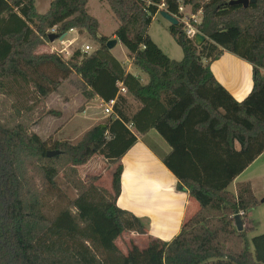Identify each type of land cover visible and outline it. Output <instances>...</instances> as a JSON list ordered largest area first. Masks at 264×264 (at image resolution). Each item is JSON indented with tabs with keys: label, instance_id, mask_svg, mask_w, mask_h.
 Returning <instances> with one entry per match:
<instances>
[{
	"label": "trees",
	"instance_id": "obj_1",
	"mask_svg": "<svg viewBox=\"0 0 264 264\" xmlns=\"http://www.w3.org/2000/svg\"><path fill=\"white\" fill-rule=\"evenodd\" d=\"M91 0H52L39 14L34 0H0V264H264V234L251 239L236 232L234 216L259 205L251 185L228 186L264 152V0L248 8L233 0H101L118 23L113 36L148 83L127 73L98 36L99 23L88 13ZM149 2V4H147ZM177 16L179 5L201 13L194 25L205 40L197 46L183 25L169 26L182 50L170 60L148 35L158 6ZM71 30L98 44L88 54L76 50L65 60L55 53L34 54L49 42L46 32ZM251 65L252 87L237 102L210 70L223 52ZM205 62V63H204ZM75 74L86 101L116 100L112 115L86 132L75 145L51 146L32 131L35 104L17 92H33L41 102L54 93L53 81ZM140 108L128 114V99ZM31 101V100H30ZM36 102V103H37ZM149 130L171 148L163 164L198 210L168 243L150 240L143 250L124 254L115 244L124 233L147 234L143 223L116 206L121 159ZM60 154L47 158V152ZM116 165L111 189L81 179L77 168L95 156ZM62 175L76 197L55 217L44 213L45 196ZM243 224V222H242ZM232 243L231 247H225Z\"/></svg>",
	"mask_w": 264,
	"mask_h": 264
},
{
	"label": "rangeland",
	"instance_id": "obj_2",
	"mask_svg": "<svg viewBox=\"0 0 264 264\" xmlns=\"http://www.w3.org/2000/svg\"><path fill=\"white\" fill-rule=\"evenodd\" d=\"M50 2L51 0H34L36 12L45 14L48 11ZM89 2L88 13L99 23L98 36L106 37L109 40H115L112 36L118 27V23L114 19L108 5L105 2L99 5L97 0H91ZM186 10L188 12L190 8L188 7ZM195 17L201 20V14H195ZM169 26L170 24L157 13L152 19L148 35L153 42H156L160 47L158 48L163 51L170 60L178 62L182 60L183 54L181 48L169 34ZM46 33L48 34L49 31ZM64 39L52 43L44 42L42 45L34 47L33 53L39 55L66 49L68 54L63 53L61 57L68 60L74 51L80 50L83 52L85 46L91 48L90 53L98 49V44L86 34L76 36V41L72 44L66 42V40V44H62ZM66 47H68V49ZM111 50H113L112 53L115 58L124 62L127 51L121 43L115 45ZM54 53L56 54V52ZM213 64H215L213 69L216 77L221 79L224 83L228 82L230 85H241L242 87L250 86L252 67L244 60L228 53L225 56H221ZM43 71L51 77L53 81H60V85L54 93L43 101L37 102L36 99L33 98V95H31L33 92H31L30 88H28V92L26 93L17 92V94L22 97L24 104L26 103L25 105H30V103L33 102L35 103L33 105L34 123L32 131L43 141H46L49 146L56 141H65L75 145L86 132L106 121L108 116L104 114L103 108L99 102L85 100L82 95L80 80L75 74H71L67 79L60 80L59 76L52 70L43 69ZM261 73L264 74V72ZM128 103V114H131L135 111L136 106L132 101L130 102L128 100ZM115 167L116 165L110 164L102 156L95 155L87 164L78 167L77 170L81 179L88 181L93 177H98L95 185L99 188L110 190L112 185V173ZM242 178H252L254 182V196L259 201L257 207L247 211L249 220L255 225L254 230L246 234L250 237L251 242L252 238L264 234V157L257 164L252 166ZM56 183L58 189L51 191L44 198V213L49 218L55 217L67 206L70 200L76 197L75 190L65 182L61 174L56 178ZM229 190L233 191L232 186L229 187ZM147 240L148 239L144 236L134 235V237L131 238L130 233H124L115 244L126 254L129 247L132 245L143 250L147 244ZM231 246L232 243H229L225 247Z\"/></svg>",
	"mask_w": 264,
	"mask_h": 264
},
{
	"label": "crops",
	"instance_id": "obj_3",
	"mask_svg": "<svg viewBox=\"0 0 264 264\" xmlns=\"http://www.w3.org/2000/svg\"><path fill=\"white\" fill-rule=\"evenodd\" d=\"M97 2L99 5L102 3L101 0H97ZM78 35L80 34L76 30L69 31L65 34L64 44H66L65 40L72 44L76 41V36ZM112 37L114 38V36ZM118 43L120 42L117 40L116 45ZM154 43L156 44L155 41ZM66 48L68 49V47ZM112 52L113 50H110V53L114 57ZM226 54L228 53L224 51L222 56ZM115 59L127 73L138 79L141 85L144 86L148 83V76L131 63L127 53L124 62H121L117 58ZM214 65L213 63L210 65V70L216 80L237 102H241L251 90V76L250 86H247L248 91L245 93L246 86L230 85V83H224L221 79L217 78L213 69ZM122 96L126 97L130 102L132 101L136 106L135 111L140 108V103L134 101L128 94ZM92 101H97L99 104L102 102L98 98H94ZM170 151L171 148L157 132L149 130L145 135H137V143L121 159L120 194L117 198L116 206L121 210L133 214L145 226L147 234L143 236L148 240L143 249L147 247L150 240H156L161 243L170 242L178 235L185 220L189 219L198 210L197 203L189 198L185 190L179 186L173 174L163 164V158ZM263 157L264 152L228 186L227 191L235 195L236 184L248 182L254 194V182L252 178L243 179L242 177ZM230 186H232L233 191L229 190ZM242 222L249 249L252 251L250 237L246 234L254 230L255 225L249 220L247 212ZM130 235L133 238L135 234L130 233Z\"/></svg>",
	"mask_w": 264,
	"mask_h": 264
},
{
	"label": "built area",
	"instance_id": "obj_4",
	"mask_svg": "<svg viewBox=\"0 0 264 264\" xmlns=\"http://www.w3.org/2000/svg\"><path fill=\"white\" fill-rule=\"evenodd\" d=\"M147 4H149V2H147ZM186 8H188V7L184 6V5H179L177 16H175V15H172V16H174L178 20V22L183 25V31H184L186 37L194 42L195 36L197 34H199V32L197 31V29L194 25L200 24L201 20L196 19L195 15L192 14L190 10L187 12ZM158 9H159V11H158V13H159L160 11L165 10V6L163 4H161L160 6H158ZM199 14H201V13L199 12L198 15ZM51 33H55L54 28L49 30V34H51ZM62 44H64V42H62ZM90 50H91V48L89 46H85L83 52L90 53L91 52ZM54 52H56V54H60V56L63 53L68 54V52H66V49H63L62 51H53L52 53H54ZM118 87H119V93L118 94H120V95L127 94V91L123 86L118 85ZM115 103H116V100H111L107 103L101 102V106H102L104 114L106 116L112 115L113 107H114ZM237 215H239L241 217V219H243L245 217L244 212H239Z\"/></svg>",
	"mask_w": 264,
	"mask_h": 264
},
{
	"label": "water",
	"instance_id": "obj_5",
	"mask_svg": "<svg viewBox=\"0 0 264 264\" xmlns=\"http://www.w3.org/2000/svg\"><path fill=\"white\" fill-rule=\"evenodd\" d=\"M256 0H233L230 5H241L243 8H248V6L250 4H255ZM160 16L167 21L170 26H177L178 25V20L172 16L170 13H168L166 10L160 11L159 12ZM65 37L64 35H57L55 33H51L48 35V40L50 43L54 42V41H62ZM205 40V38L201 35V34H197L194 38V43L196 45H200L203 41ZM117 43V40H109L106 44L107 49L111 50ZM60 152L59 151H49L47 152V158H52L54 156L59 155ZM264 202V201H263ZM234 225H235V229L236 232H242L243 231V224H242V219L239 215H235L234 216Z\"/></svg>",
	"mask_w": 264,
	"mask_h": 264
},
{
	"label": "bare ground",
	"instance_id": "obj_6",
	"mask_svg": "<svg viewBox=\"0 0 264 264\" xmlns=\"http://www.w3.org/2000/svg\"><path fill=\"white\" fill-rule=\"evenodd\" d=\"M248 91V87H247V89L245 90V93Z\"/></svg>",
	"mask_w": 264,
	"mask_h": 264
}]
</instances>
